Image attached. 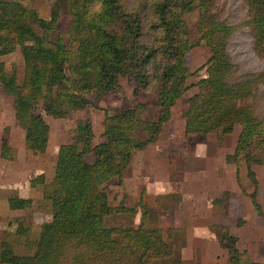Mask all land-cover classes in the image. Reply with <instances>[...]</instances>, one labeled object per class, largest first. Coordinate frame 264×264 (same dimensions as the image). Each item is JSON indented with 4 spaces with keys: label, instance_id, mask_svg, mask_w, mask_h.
<instances>
[{
    "label": "trees",
    "instance_id": "trees-1",
    "mask_svg": "<svg viewBox=\"0 0 264 264\" xmlns=\"http://www.w3.org/2000/svg\"><path fill=\"white\" fill-rule=\"evenodd\" d=\"M35 1L0 0V88L18 113L26 111L25 104L38 95L42 100L41 110L29 112L20 122L27 150L46 151L50 136L46 116L69 118L92 104L90 96L100 100L116 91L123 78L135 84L134 95L153 94L157 114L155 119H144V102L118 112L104 108V140L98 143L93 142L89 118L78 119L69 129L71 140L58 147L47 198L6 195L10 210L37 208L47 218L35 235L23 217L14 218L13 235L27 251H16L6 233L0 241V263L180 264L172 241L175 229L163 231L151 225L141 201L136 227L108 222L114 212L134 215L138 209L110 205L105 188L114 179L118 185L123 183L134 154L156 141L172 108L194 86L196 92L181 110L185 135L215 132L221 143L239 125L234 152L226 160L243 159L256 188L250 167H264V116L255 113L250 99L260 85L264 87V71L235 75L238 66L228 52L234 27L221 18L216 0H50L52 16L63 13L70 18L65 38L38 15ZM244 1L253 49L264 59V0ZM193 11L198 12L196 39L185 19ZM200 44L209 48L210 56L194 72L203 69V76L188 84L194 73L185 63L186 54ZM17 48L24 62L21 81L1 59ZM88 154L93 155L92 162L85 159ZM0 157H15L8 135L0 140ZM44 183L42 173L30 180L31 186ZM247 195L262 214L264 198L259 204L256 189ZM213 203L225 210L222 196ZM211 228L227 252L226 264H254L237 248V235L220 224ZM184 245L185 241L180 247Z\"/></svg>",
    "mask_w": 264,
    "mask_h": 264
},
{
    "label": "rangeland",
    "instance_id": "rangeland-1",
    "mask_svg": "<svg viewBox=\"0 0 264 264\" xmlns=\"http://www.w3.org/2000/svg\"><path fill=\"white\" fill-rule=\"evenodd\" d=\"M216 1L217 6L220 8L221 18L234 27L228 41V52L233 62L238 66L235 75L241 77L244 73L254 74L264 71V59L259 57L253 49V38L246 23L249 17L245 1ZM50 4V0H36L34 7L38 15L55 29L56 34L61 33V36L65 38L64 30L70 18L63 13L52 16L49 11ZM197 17V11L185 15L192 39L197 38L195 32ZM209 56V48L204 44H200L186 54L185 63L189 70L194 73L206 62ZM1 59L4 61L7 70L14 71L18 81H21L24 74V62L19 49L17 48L14 52L1 57ZM203 73L204 70L202 69L192 74L188 79V84L195 83L203 76ZM134 86L133 82L123 78L120 80V87L116 91L107 94L100 100L93 95L90 96L92 104L69 118L46 116V122L50 126V136L46 151L40 154H34L26 149L24 143L25 130L20 122L21 119L28 116L29 112L41 110V95H38L35 101L25 104L26 111L18 113L12 107L11 98L3 93L0 88V140L3 136L8 135L9 144L15 154L13 160L0 157V201L4 200V197L9 193H16L22 197H32L38 200L47 198V184L53 177L58 147L60 144L71 140L69 129L74 126L78 119L89 118L94 133V143L104 140L102 126L104 108L118 112L123 107H134L137 102H144L146 108L142 112V117L144 119H155L157 114L155 97L151 92L144 91L134 95ZM196 89L195 86L190 87L177 101L173 108L172 118L165 123L157 140L134 154L131 164L123 174V183L118 185L114 179L107 184L105 191L110 205L115 207L122 204L129 208L136 207L138 209L134 215L114 212L108 218V222L115 225L136 227L140 222L139 202L141 201L148 209L147 219L151 225L160 227L163 231L167 228L175 229L172 231V241L176 252L180 253V264H224L223 258L214 256L215 250L213 251L210 245L208 251L207 249L190 247V243L189 248L184 250L188 245V232L185 228L194 225L195 220H199L200 214H203L202 219L204 220L210 216L209 210L207 208L204 210L203 206H205V203L208 205L207 203L210 201L213 203L215 199L213 196L217 192L215 190L217 177L206 178V184L213 183L208 187L198 182L197 176L203 179L204 174L216 176L213 174L217 170H228V175L218 176L226 182L230 181L228 176H231V174L236 175V171H239L238 179L241 178L243 183L248 181L247 184L252 182L247 176V166L243 159H240L239 162L226 160L227 156L233 154L237 143L238 132L236 129L231 134L223 136L221 143H218L215 132L206 135H185L183 122L181 121V110L186 104L187 98L195 93ZM250 100L255 113L258 116H264V87L262 85L259 86V89ZM85 159L92 162L94 157L92 154H88ZM250 168L255 173L256 187L261 185L259 194L258 192L256 194V199L259 204L263 205L264 196L261 195H264V167L251 165ZM199 171L200 173H198ZM41 173L44 175L45 183L31 186L30 180ZM244 175H246V178H244ZM236 177L237 175L235 180ZM243 183L240 184L242 187L244 186ZM242 187L240 186V189ZM188 191L191 193L188 194ZM201 192L204 193L200 197ZM224 192L227 193L224 194ZM221 193L225 204L224 215L228 217L229 213L231 218H228L229 224L232 225L238 219L243 220L240 216L245 217L254 212L248 197H246V203L249 209L244 204V209L238 214L239 211L236 212V210L241 207L242 199L233 197L232 201L229 202V192L223 191ZM5 202L7 201L5 200ZM215 206L218 207L216 204ZM262 210L263 213L259 215L264 218V207H262ZM195 213H197L196 218ZM17 217H23L29 224L33 235H35L47 216L37 208L10 210L6 205L5 207L0 205V241L6 233H9L10 235H7V237L14 243L16 251L25 252L27 249L20 246V242L13 235L17 227V223L13 219ZM213 225L209 226L210 230ZM229 228L230 226L226 227L225 230L229 231ZM255 234L258 233L255 232ZM261 236L263 239L258 237L259 241L264 244V232ZM183 241H185V246L180 247ZM258 245V243H254L253 249L256 252L254 255L258 261H253V263L264 264V247L261 244L260 247Z\"/></svg>",
    "mask_w": 264,
    "mask_h": 264
},
{
    "label": "crops",
    "instance_id": "crops-1",
    "mask_svg": "<svg viewBox=\"0 0 264 264\" xmlns=\"http://www.w3.org/2000/svg\"><path fill=\"white\" fill-rule=\"evenodd\" d=\"M173 108L171 110V118L173 115ZM181 119H182V117H181ZM181 121L183 122V126H184V120L182 119ZM237 127H240V126L236 125L234 129H236L238 134H239L240 128L237 129ZM238 134H237V137H238ZM151 144H149V145H151ZM238 172L239 171H236V173H237L236 174L237 175L236 180H235L236 175L231 174V176H228V178H230V181H226V182L224 180H222V177L218 178V176L228 175V170L227 171L217 170L216 173L213 174L216 176H211V175L209 176V174L208 175L204 174L203 175L204 180L202 178H200L199 176H197V178L199 179L198 182L203 183L204 186L207 185L209 187L213 183L206 184V182H205L206 178L207 177H217V180H216L217 182H216V187H215V190L217 192H216V195L213 197L214 198L221 197L222 196L221 192L228 191L230 194L229 202L232 201L233 197H235L236 199L241 198L242 199L241 207L237 208L238 210H236V212L239 211L238 212V214H239L244 209V204L247 206V209H249L248 204L246 203V197H248V199H250V198L247 194L253 192L255 189H256V194H257V192L259 194L261 185H260V187L258 186L255 188L252 183L247 184L248 181L246 183H243L241 181L240 177H239L240 179H238ZM198 173H200V171ZM244 178H246V175H244ZM241 183H243V185H244L243 187H242V185H240ZM239 185L242 187L241 189H240ZM198 192H200V191H198ZM245 192H246V194H245ZM190 193L191 192H189L188 194H190ZM203 193L204 192H201L199 194V196L200 197L203 196V195H201ZM261 196H264V195H261ZM25 198H32V197H25ZM32 199H34V198H32ZM241 199H240V201H241ZM5 200L7 201L6 197H4V200L0 201V205H2L3 207H5V205H6L9 208L8 201L5 202ZM207 204L208 205H206V203H205V206H203V209L206 210V208H207L210 212V216H208V218L206 220H204V219H202L203 214H200L199 220L198 221L195 220L196 223H194V225H192L188 228H185L186 231L188 232V240H187L188 245H186V248H184V250L185 249L187 250L189 248L190 243H191L190 247L201 248L202 250L207 249L208 251H209L208 247L210 245V246H212L213 251L215 250L214 256H220L221 259L223 258L224 264H226L227 252L224 248L220 247V245L218 244V242L215 238L214 233L209 229L210 228L209 226H211L213 224H220V225H222L224 231H226L225 230L226 227L230 226L229 231H226V232L237 235V237H238V241L236 244L237 248L240 251H245L247 253V255L250 256V259L252 261H258L255 258L256 256L254 254L256 252L254 251L253 247H254V243L255 244L258 243L259 244L258 247H260V244L263 245V247H264V244L260 243V241H259V238L263 239V237L261 235L264 232V218L261 215L257 214V212L253 208L252 203H251V205H252L254 212H252L250 215H247L245 217L239 215L244 220V222L240 226L237 224V222H234L232 225L228 223L229 222L228 218H230V217H229V213H228V217H227V215L226 216L224 215L225 210L221 211L219 209V207H216L211 201L208 202ZM218 210H219V213H218ZM195 215H196L195 216V218H196L197 213H195ZM234 224H235V227H234ZM255 232H257L258 234H255ZM207 254L209 255V253H207Z\"/></svg>",
    "mask_w": 264,
    "mask_h": 264
}]
</instances>
